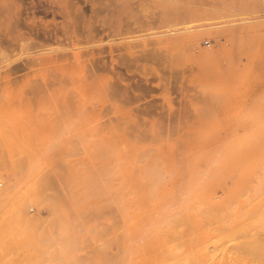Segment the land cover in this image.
<instances>
[{"label": "rangeland", "instance_id": "rangeland-1", "mask_svg": "<svg viewBox=\"0 0 264 264\" xmlns=\"http://www.w3.org/2000/svg\"><path fill=\"white\" fill-rule=\"evenodd\" d=\"M19 1L9 12L7 26L0 24V38L14 28L20 16L22 20L26 17L24 24L34 18L36 25H48L59 34L62 29H74L71 35L76 30L77 36L67 31L70 40L59 36L51 45L56 48L73 42L63 51L72 56V51L83 50L85 56L79 61L86 66L71 58L70 71L78 80L70 83L63 81L66 74L53 68L30 74L17 71L9 74L8 81L0 79V191L10 195L0 199V233L8 230L7 241L0 242V264H72L70 258L73 264H88L92 252L109 241L112 244L102 256L116 255L118 242L137 243L138 260L142 263L139 255H143V264H174L183 252L191 250L189 254L195 256L204 249L214 257L219 254L215 259L224 264L257 259L264 264V142L257 145L251 136L260 134L264 140V1L70 0L74 4L71 13L79 10L80 20L69 10L64 12L69 0ZM37 4L34 15L30 10L15 15L23 6ZM88 32L94 36L93 44L84 42ZM160 39H166L160 46L147 44L143 50L137 45ZM189 41L196 42V47ZM130 44L132 49L127 47ZM51 45L19 53L7 67ZM88 49H95L92 56L104 66L99 74L105 94L94 89L88 97L79 81L89 73ZM207 50L215 54L199 55ZM4 70L0 68V76ZM40 73L52 75L53 81ZM59 78L62 83H57ZM113 87L123 95L111 97L107 90ZM92 105L101 115H94ZM101 122L116 125L115 132L130 138L119 142L122 210L114 194V161L105 164L108 157ZM128 151L130 158L124 155ZM153 162L160 167L154 170L157 183L153 177L147 181ZM75 165L86 167L92 180L88 183L92 197L83 196L81 205L76 202L79 196H71L79 189L75 176L66 174ZM30 166L36 169L34 179L50 177L41 192L55 203L56 219L42 222V234L49 241L48 251L41 254H32L24 237L30 227L29 215L50 216L45 206L31 203L34 196H28L32 185L24 179ZM157 172L162 174H158L160 180ZM150 184L154 185L151 191ZM60 227L66 228L63 243L57 235ZM186 237L189 241L183 240ZM254 238L263 242L254 244ZM245 240L251 242L248 254L239 247ZM60 249L63 254L59 255Z\"/></svg>", "mask_w": 264, "mask_h": 264}, {"label": "bare ground", "instance_id": "bare-ground-1", "mask_svg": "<svg viewBox=\"0 0 264 264\" xmlns=\"http://www.w3.org/2000/svg\"><path fill=\"white\" fill-rule=\"evenodd\" d=\"M21 2L23 1V0H20ZM19 1V2H20ZM51 1V0H50ZM53 1V0H52ZM66 0H64L63 2H65ZM262 1H264V0H262ZM17 2H18V0H0V17H3V20H0V24H2V27H3V24H4V26H7V23H8V16H9V12H11L12 11V9L13 8H17V6H18V4H17ZM25 2V1H24ZM24 2L22 3V5H24ZM61 2H62V0H61ZM62 2V3H63ZM27 3V2H26ZM52 3V2H51ZM67 3V2H66ZM69 5H70V3H71V1L69 0ZM68 3H67V5H68ZM75 3V2H74ZM21 4V3H20ZM33 4V3H32ZM93 4V3H92ZM104 4V3H103ZM27 5V4H26ZM52 5V4H51ZM51 5L49 6V7H51ZM56 5V4H55ZM68 5V6H69ZM74 5V4H73ZM72 5V3H71V6H70V8L73 6ZM76 5V4H75ZM94 5V4H93ZM148 5V4H147ZM25 6V5H24ZM23 6V8H22V10L21 9H19V11H18V13L16 12L15 13V15L18 17V15H23L22 14V12H24V10H30V14H32V15H34L38 10H37V8H38V4H37V6H35V5H30L29 7H24ZM28 6V5H27ZM65 6V5H64ZM67 6V8H64L63 10H64V12H68V10H69V12L71 13V10H72V8H74V7H72L71 9H69V7ZM49 7H47V8H49ZM108 7H110V6H108L107 5V8ZM54 8V7H53ZM52 8V9H53ZM115 8V7H114ZM46 9V8H45ZM41 10V9H40ZM53 10H55V9H53ZM56 10H57V8H56ZM66 10V11H65ZM44 11H46V10H44ZM59 11V10H58ZM74 11L75 12H77L78 13V11L77 10H75L74 9ZM81 11V10H80ZM101 11V10H100ZM221 11V10H220ZM42 12H43V10H42ZM48 12V11H47ZM68 12V13H69ZM74 12V13H75ZM103 11H101V13H102ZM148 12V11H147ZM43 13H45V12H43ZM61 13V12H60ZM67 13V14H68ZM73 13V12H72ZM71 13V14H72ZM72 14V15H77V16H75V17H77V18H79L78 17V14ZM100 13V14H101ZM105 13V12H104ZM18 14V15H17ZM71 14H68V15H71ZM93 14V13H92ZM65 15H66V13H65ZM64 14H63V16H65ZM107 15V14H106ZM237 15V14H236ZM73 16V17H74ZM98 16H99V14H98ZM97 16V17H98ZM11 17H12V15H11ZM22 16H20L19 18H16V17H14V19L16 18V20L14 21L15 22V26H14V28L12 29L11 28V31L9 30L7 33H5L4 34V38L2 37V38H0V68H4L5 70L2 72L3 73V75L2 76H0V79H3V80H5L4 78H6V80L8 81L10 78H8V76H9V74H11V73H15V72H17V71H25V73L26 74H30V73H37V72H41V71H43V70H46V69H50V68H53V70L54 69H56L57 70V72L58 73H60V72H63L62 73V75L63 74H66V76H65V78L66 79H62L63 81H66L67 83L69 82H74V81H76V80H78L77 78H73V76H72V71H70L71 70V68L73 67V59L71 60V58H74L75 60H76V62H78V64H79V58L82 56V55H84L85 53L83 52V50H82V52L80 53V52H76L77 51V49H76V53L74 54V52L72 51V56H70L68 53H66V52H64L63 50H65V49H67V46L68 47H71V44L73 43H71V42H69L68 44H67V46L66 45H60L61 47H57L56 46V48H54L52 45L54 44V43H56L57 42V40H59V36H60V38H61V36H63L64 37V39H67V40H70L71 39V37H70V35H71V30L70 31H68V29H67V31L70 33V35H68L69 33H67V31L65 30V29H62V32L59 34V32H58V29L56 30L55 28H49L48 27V25H45L44 27L43 26H38V25H36L37 23H36V21L34 20V18L31 20V22H30V24H24V22H25V18H23V20H22V18H21ZM66 17V16H65ZM93 17H94V19H95V17H96V15L94 16L93 15ZM13 18V17H12ZM68 18V17H67ZM72 18V17H71ZM42 19V18H41ZM87 18H85V20H86ZM231 19V18H230ZM28 20V19H27ZM71 20V19H70ZM74 20V19H73ZM72 20V21H73ZM79 20H80V18H79ZM20 21V22H19ZM24 21V22H23ZM65 21V20H64ZM71 21V22H72ZM13 22V23H14ZM23 22V23H22ZM27 22V21H26ZM38 22V21H37ZM68 22H70V21H68ZM75 21H73L71 24H73ZM133 22V21H132ZM241 22V21H240ZM39 23V22H38ZM44 23V22H43ZM64 23V22H63ZM91 23V22H90ZM101 23L102 24H104V20L103 19H101ZM106 23V22H105ZM108 23V22H107ZM11 24V23H10ZM56 24V23H55ZM70 24V23H69ZM70 24V25H71ZM85 25L87 24V22L86 23H84ZM133 24H135V23H133ZM77 25V24H76ZM90 25V24H89ZM124 25V24H123ZM10 26H12L13 27V25H10ZM50 26V25H49ZM52 26V25H51ZM54 26H56V25H54ZM65 26V25H64ZM98 26V25H97ZM130 26V25H129ZM70 27V26H69ZM99 27V26H98ZM21 28H24L26 31H20L21 30ZM59 28V27H58ZM71 28H72V26H71ZM74 28H75V23H74ZM86 28V27H85ZM96 28V27H95ZM102 28V27H101ZM105 28H109L108 26H106ZM131 28H133V26L131 27ZM76 29V28H75ZM99 29V28H98ZM124 29H126V28H124ZM6 30V29H5ZM23 30V29H22ZM59 30L61 31V29L59 28ZM74 30V29H73ZM72 30V31H73ZM76 31V30H75ZM75 31L74 32H72V35L75 33ZM89 31V30H88ZM91 31V30H90ZM98 31V30H97ZM126 31H130V30H127L126 29ZM108 32V31H107ZM77 33V32H76ZM76 33H75V36H77L76 35ZM81 33V32H80ZM80 33H78V35L80 36ZM109 33L110 34H116V32H115V30H109ZM130 33V32H129ZM82 34V33H81ZM84 34V33H83ZM82 34V35H83ZM71 35V36H72ZM95 35V34H94ZM98 35V34H97ZM97 35H95L96 37H97ZM78 36V37H79ZM87 36H88V40L86 39V41H84L85 43H88V44H93L94 43V36H92V34L90 33V32H88L87 33ZM112 36V35H111ZM82 37V36H81ZM95 37V38H96ZM141 37V36H140ZM76 38V37H75ZM100 38H102V37H97L96 38V40L98 41V39H100ZM165 38V37H164ZM77 39V38H76ZM83 39V38H82ZM173 39H175V38H173ZM81 39H79V41H80ZM101 40V39H100ZM172 40V39H171ZM102 41V40H101ZM188 41V40H187ZM37 42H41L40 44H36ZM59 42H61V41H59ZM83 42V43H84ZM163 42H166V39H160V40H158V41H153V40H151V41H149V42H147L146 40L145 41H142V42H139L137 45H141V47L143 48V50L145 49L144 47L148 44H150V45H157L158 44V46H160V45H162V43ZM186 42V41H185ZM190 42V41H189ZM95 43H96V41H95ZM174 43V42H173ZM188 43V42H187ZM190 43H192V42H190ZM190 43H189V45H190ZM52 44V45H51ZM193 44V47H196V42H194V43H192ZM45 45H51L50 47H46V48H43V49H41L40 51H42V52H38V53H36L37 54V56L35 55V56H31L30 58H28L27 60H25L24 62H22L21 64H19V65H14V66H12V67H7V64H9L11 61H13V60H15L16 58H17V55L19 54V53H27V50L28 49H30V48H33V47H42V46H45ZM124 45V44H123ZM188 45V44H187ZM131 46V47H130ZM130 46H127V47H129V48H131L132 49V45L130 44ZM133 46H134V44H133ZM126 47V45H125V48H127ZM135 47V46H134ZM133 47V48H134ZM138 46H136V48H137ZM190 47H191V45H190ZM86 48V47H85ZM88 48V47H87ZM151 48V47H150ZM192 48V47H191ZM72 49V48H71ZM75 49H73V50H75ZM91 49V48H90ZM148 49V48H147ZM61 50L63 51V52H61ZM93 50V49H92ZM151 51L152 50H154V47L153 48H151L150 49ZM149 50V51H150ZM88 51H89V49H88ZM131 51V50H130ZM69 52V51H68ZM71 52V51H70ZM85 52H86V55H88V54H90L91 56L90 57H88V59L86 58V60H88L89 61V63H90V67H89V73H88V75L87 76H82L81 78H79V81L81 82V86H82V88L84 89V90H88V97H89V95H91L92 94V92L94 91V89L95 90H101V91H103V93L105 94V90H104V87H103V81H102V75H100L99 74V71L100 70H102L103 68H104V66L102 67L101 65H99V63H100V58H98V57H96V56H94V57H96V58H94L92 55H94V54H96V53H94L95 52V49L92 51V52H88V54H87V51L85 50ZM147 52V51H146ZM218 52V51H217ZM43 53H45V54H43ZM83 53V54H82ZM94 53V54H93ZM131 53V52H130ZM151 54V53H150ZM215 54V52H214V50H207V51H203V52H201V53H199V55L200 56H202V57H211V56H213ZM143 55V54H142ZM237 55V54H236ZM85 56V55H84ZM83 58V57H82ZM83 60H85V57H84V59ZM82 62V61H81ZM80 62V65H82V64H84V62H82L81 63ZM121 63V62H120ZM76 64V63H75ZM75 64H74V66H75ZM78 64H76V65H78ZM85 65V64H84ZM86 66V65H85ZM121 66V65H120ZM78 68H80V67H82V66H77ZM77 67H74L73 69H75V70H73V71H76L77 73H78V68ZM77 68V69H76ZM84 67H82L81 69H83ZM138 68V67H137ZM104 70V69H103ZM60 71V72H59ZM44 72V71H43ZM42 72V73H43ZM48 72H50V71H48ZM42 73H40V74H42ZM56 74V75H59V74ZM74 73V72H73ZM80 73V72H79ZM43 74H45V73H43ZM43 74L41 75V76H43ZM48 74V73H47ZM120 74V73H119ZM83 75V74H82ZM51 76V77H50ZM50 76H46V77H48V78H46L45 76H43V77H45L44 79L45 80H49V78H51L50 80V82H52L53 80H52V75H50ZM61 76V75H60ZM121 76V75H120ZM4 77V78H3ZM14 77V76H13ZM63 78V77H62ZM121 78V77H120ZM12 79V78H11ZM60 79V78H59ZM58 79V82L57 83H62V80L60 79L59 80ZM185 79V78H184ZM3 80H1V82H3ZM7 81H4V83H6ZM12 81V80H11ZM10 82V81H9ZM41 84H43V83H41ZM63 84L64 85H66V83L65 82H63ZM46 86L47 85H50V84H45ZM105 85V84H104ZM111 86V85H110ZM48 87V86H47ZM53 87V86H52ZM114 88V87H113ZM119 90H121L120 88H119ZM119 90L118 89H112V88H110L109 90H107L108 91V94H110L111 95V97H115L114 95H118V94H122V92L120 93L119 92ZM71 93V92H70ZM123 95V94H122ZM120 97V96H119ZM74 98V97H73ZM127 99V98H126ZM130 99V98H129ZM122 100H124V99H122ZM131 100V99H130ZM71 103V102H70ZM74 103H75V101H74ZM79 103V102H78ZM145 103V102H144ZM148 105V104H147ZM66 106V105H65ZM104 106V105H103ZM98 107V106H97ZM106 107V106H105ZM104 107V108H105ZM140 108V107H139ZM146 108V107H145ZM149 108V107H148ZM79 109H80V107H79ZM92 111L94 112V115L95 116H99V114H100V110L99 109H97V108H95L93 105H92ZM147 112H148V110H147ZM166 112V111H165ZM73 114V113H72ZM101 115V114H100ZM183 116V115H182ZM181 117V116H180ZM163 119V118H162ZM116 124V123H115ZM174 127V126H173ZM99 129H100V132H101V134H102V136H103V139H104V141H105V151H104V154L106 155V157H108L107 159H108V161L107 162H105V164H109L110 162H112V161H114V167H115V169H116V187H115V190H114V194H115V198H116V201H117V204H118V208L120 209V210H122V208H123V204H122V199H123V197H122V194H121V190H120V185H119V182H118V179H119V176H118V174H117V172L120 170V166H121V161H122V156H123V153L121 152V149H120V146H119V142H120V139H125L127 142H128V140L130 139V138H126L127 137V135L124 133V132H117L118 130H116V132H115V130L114 129H117L116 128V125L115 126H113L112 124H106V123H104V122H101L100 123V125H99ZM256 131H258V130H256ZM173 132V131H172ZM129 135V134H128ZM140 135V134H139ZM251 136H252V138H254V139H256V144L257 145H260V144H262L263 142H264V140H263V137L260 135V134H251ZM133 137H134V135H133ZM136 137V136H135ZM116 139V140H115ZM131 139H132V136H131ZM137 139V137L135 138V140ZM134 142V141H133ZM133 145V143H131V146ZM130 154H131V151H128V152H126L124 155H126L127 156V158H130ZM145 159V158H144ZM148 159V158H147ZM150 160H151V158H150ZM153 161L154 160H156V159H152ZM156 161H159V159H157ZM149 162V161H148ZM155 162V161H154ZM154 162H153V164H151L153 167H155V165H154ZM143 163V162H142ZM151 163H152V161H151ZM156 163V162H155ZM32 164V163H31ZM157 165V167H158V163L156 164ZM160 165H162V163H160L159 164V166ZM32 166V165H31ZM29 167V170H28V172H27V176H25V179H24V182L26 181V180H30V182H29V184H31L30 186L32 187V188H30V189H32V192L28 195V196H34V197H32L31 198V203H33L35 206H40V205H43V206H45L46 208H47V210L49 211V214H50V216L48 217V218H45V217H40V216H32V215H29L28 216V223H30V227L28 228V229H26L25 231H24V237H25V241H26V243H27V245H28V249H29V251L32 253V254H41V253H46L47 251H48V245H47V243H48V241H49V239H48V237L46 236V235H44V234H42V228H41V226H42V224L45 222V221H47V220H53V219H56V215H55V203H54V201H50L49 200V197H47L46 195H42V192H41V187H45V186H47L49 183H50V177L49 176H46V177H43L42 179H40V180H38V179H34L33 178V175H34V173L36 172V169H34L33 167ZM76 166V165H75ZM137 166V169H138V164L136 165ZM97 167V166H96ZM153 167H150V171L148 172V175H150L151 177L149 178V176L146 174H144L145 176H148V179H147V181L148 180H151V178H152V180L153 181H155L156 182V180L157 179H155L154 178V175L156 174V172L154 171L155 169L156 170H158V169H160V167L159 168H153ZM141 168V167H140ZM136 169V168H135ZM143 170H146V169H143ZM142 170V171H143ZM149 170V169H148ZM147 170V171H148ZM140 171V170H139ZM147 171H145V172H147ZM144 172V171H143ZM142 173V172H141ZM160 174H161V172H159ZM158 172H157V177H159L158 176V174H159ZM66 174L67 175H69V176H75V178H74V180L76 181V184L79 186V189L77 190V191H75L74 192V190H73V192H72V194H71V196H79L78 198H77V200H76V202H77V204L78 205H81L82 203H83V196H88V183L89 182H91L92 180H91V177H88V169L86 168V167H84V166H76V167H71L70 169H69V172L67 173L66 172ZM159 174V175H160ZM143 175V174H142ZM162 175V174H161ZM160 175V176H161ZM5 176V175H4ZM7 176V175H6ZM5 176V177H6ZM0 177H3L2 176V174L0 173ZM10 177V176H9ZM8 177V178H9ZM27 177V178H26ZM139 177H140V175H139ZM156 177V176H155ZM70 178V177H69ZM108 178V177H107ZM145 178V177H144ZM160 178L161 177H159V180H160ZM141 179H143V177L141 178ZM22 180V179H21ZM20 180V181H21ZM72 180V179H71ZM94 181V180H93ZM158 181V180H157ZM108 182H111V181H108ZM148 182H150V181H148ZM157 183V182H156ZM20 184V186L21 185H23L22 184V182L21 183H19ZM26 184H28V182L26 183ZM151 184H154L155 185V183L154 182H152ZM150 184V186H149V188H148V190L149 191H151L152 190V188H150L151 186H154V185H151ZM19 186V185H18ZM25 186V185H24ZM23 186V187H24ZM29 186V185H28ZM26 187V186H25ZM24 187V188H25ZM20 188V187H19ZM24 188H23V190H24ZM109 188H110V186H109ZM26 189V188H25ZM30 189H29V191H30ZM151 189V190H150ZM146 190V189H145ZM14 191V190H13ZM28 191V192H29ZM104 191V190H103ZM26 192V191H25ZM24 192V193H25ZM107 193V192H106ZM146 193H152V192H148V191H146ZM146 193H145V196H146ZM61 195V194H60ZM148 195V194H147ZM187 195V194H186ZM3 196H10V195H8V193L7 192H1L0 191V199H2L3 198ZM39 197V196H41L40 198H37V197ZM63 196V195H62ZM148 196H150V194L148 195ZM92 196H88V200L91 198ZM190 197V196H189ZM112 198V197H111ZM93 202V201H92ZM115 202V201H114ZM149 204V203H148ZM41 208V207H40ZM39 208V209H40ZM187 208V207H186ZM45 212V211H44ZM38 215V214H37ZM100 215V214H99ZM42 216V215H41ZM46 216V215H45ZM112 216V215H111ZM43 222V223H42ZM174 226V225H173ZM65 230H66V228L64 229V227H60V229L58 230V232H57V235H58V238H59V240H60V243H63V242H65ZM92 231V230H91ZM91 231H89V232H91ZM173 231H176V229L174 230L173 229ZM177 232V231H176ZM198 232V231H197ZM197 232H196V234H197ZM209 232H210V230H209ZM174 233V232H173ZM203 233V232H202ZM200 234L201 236L203 235V234ZM99 234V233H98ZM196 234H194L193 235V237L194 236H197ZM217 234V233H216ZM215 234V235H216ZM170 235V234H169ZM200 235H198V236H200ZM218 235V234H217ZM216 235V239H218V237H219V235L217 236ZM241 235V234H240ZM172 236V235H171ZM170 236V237H171ZM175 236V235H174ZM192 236V235H191ZM246 236V235H245ZM244 236V238H243V240L244 239H246L247 238V236L245 237ZM7 237H8V230H4L2 233H0V242L2 243V242H6L7 241ZM176 237V236H175ZM189 238V237H188ZM213 238V237H212ZM215 238V237H214ZM92 239V238H91ZM185 239H187V237L186 238H184L183 240H185ZM190 239H191V237H190ZM197 239V238H196ZM216 239H213V240H216ZM116 240H118V234H116ZM192 240V239H191ZM213 240H211L212 242H213ZM236 240H239V239H236ZM235 240V241H236ZM241 240V239H240ZM93 241V240H92ZM187 241H189L188 239H187ZM209 241V240H208ZM98 242V241H97ZM116 242H118V241H115V243ZM191 242V241H190ZM204 242V241H203ZM215 242V241H214ZM218 242V241H217ZM254 244H261L262 242H263V239H257V238H254V240L252 241ZM109 243H111L112 244V242H110L109 241ZM108 242H103L102 244H101V242H100V244L101 245H99L97 248H96V250H94V252H92L93 254L91 255V256H89L88 257V264H143V262H144V257H143V253L141 254L142 256H140L139 255V258L141 257L142 258V260H143V262L142 263H140L139 262V260H138V251H139V249H140V247H139V245L140 244H137V243H131V242H123V243H119L118 242V244H119V247H117L120 251L117 253L116 252V255H112L111 257H106V255L105 256H102V254H106V251L108 250V247L111 245V244H109ZM182 243H184L183 241H182ZM182 243H178V245L179 244H182ZM192 243H194V241L192 242ZM251 242L250 241H248V240H245L243 243H241L240 244V246L239 247H241V252L242 253H244V254H248L249 253V244H250ZM117 244V245H118ZM187 244H189V242L187 243ZM195 244V243H194ZM205 244V243H204ZM204 244H201L200 243V245H202L203 247H205V248H208V244H207V246H205ZM212 244V243H211ZM184 245V244H183ZM200 245H199V248H200ZM180 246V245H179ZM257 246V245H256ZM170 247V246H169ZM182 247V246H181ZM203 247H201V248H203ZM212 247V246H211ZM219 247V246H218ZM188 248H190L189 246H188ZM200 248V250H203V249H201ZM183 249V248H182ZM194 249V248H193ZM192 249V250H193ZM197 249V248H196ZM210 251H212L214 248L212 247V249H210V246H209V248H208ZM207 249V250H208ZM143 250V249H142ZM180 250V249H179ZM186 250V249H185ZM184 250V251H185ZM195 250V249H194ZM208 250V251H209ZM251 250H252V248H251ZM256 250V249H255ZM258 250H260V248L258 249ZM93 251V250H92ZM117 251V250H116ZM141 251V250H140ZM139 251V252H140ZM190 251L191 250H189V251H186L187 253H185L184 254V252H183V254L181 255L182 257L180 258L179 257V259L180 260H178L177 262H174V264H224L223 262H221V261H219V260H217V259H215V257L217 258V256L219 257V254H218V252H216L218 255L216 256L215 255V257H214V255H209V253L208 252H206V250L204 249V251H203V253L201 254V253H199L198 255H191V254H189L190 253ZM196 251V250H195ZM216 251H218V250H216ZM237 251V250H236ZM214 252V251H213ZM213 252H210V254L211 253H213ZM191 253H193V251L191 252ZM60 254H63V250L62 249H60L59 250V255ZM173 254H176V253H173ZM253 254V253H252ZM243 255V254H242ZM245 256V255H244ZM247 256V255H246ZM250 256V255H249ZM140 258V259H141ZM220 258V257H219ZM218 258V259H219ZM251 258H252V256H251ZM71 259V263L73 264V262H75L74 260H73V258H70ZM242 260V259H241ZM256 260V259H255ZM258 260V259H257ZM249 261V263H246V264H263L262 263V261H260V262H258V261ZM239 261V260H238ZM237 261V262H238ZM245 261V260H244ZM228 262V261H227ZM77 263V262H76ZM225 263H226V261H225ZM79 264V263H78ZM228 264H235V263H233L232 262V260L228 263ZM238 264H242V263H240V261L238 262Z\"/></svg>", "mask_w": 264, "mask_h": 264}]
</instances>
